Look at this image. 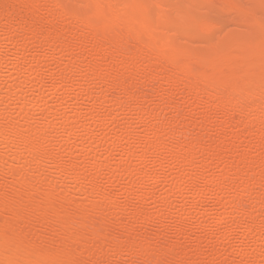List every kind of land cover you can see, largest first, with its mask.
Returning a JSON list of instances; mask_svg holds the SVG:
<instances>
[{
	"label": "bare ground",
	"instance_id": "6f19581e",
	"mask_svg": "<svg viewBox=\"0 0 264 264\" xmlns=\"http://www.w3.org/2000/svg\"><path fill=\"white\" fill-rule=\"evenodd\" d=\"M261 15L0 0V264H264Z\"/></svg>",
	"mask_w": 264,
	"mask_h": 264
},
{
	"label": "snow or ice",
	"instance_id": "6c2138e0",
	"mask_svg": "<svg viewBox=\"0 0 264 264\" xmlns=\"http://www.w3.org/2000/svg\"><path fill=\"white\" fill-rule=\"evenodd\" d=\"M261 6L264 7V0H261ZM145 9L150 10L154 6L145 5ZM177 8H184L183 5L176 6ZM187 13L180 11H169L165 17V22L170 25L177 27H191L194 30H198L201 25H207L212 23L210 17L201 12L202 5L192 4L186 6ZM228 7L237 8L242 17L249 23L255 24V13L252 5H241L237 3H230ZM259 28L261 36L264 37V15H261L259 19ZM23 27L27 30L28 25L24 24ZM19 264V262H17ZM163 264H170V262H163ZM178 264H183V262H178Z\"/></svg>",
	"mask_w": 264,
	"mask_h": 264
}]
</instances>
